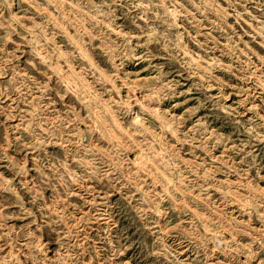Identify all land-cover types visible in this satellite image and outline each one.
<instances>
[{
    "label": "clouds",
    "instance_id": "1",
    "mask_svg": "<svg viewBox=\"0 0 264 264\" xmlns=\"http://www.w3.org/2000/svg\"><path fill=\"white\" fill-rule=\"evenodd\" d=\"M16 2L0 0V29L4 33L0 35V117L6 118L0 120V129H3L0 132V167L11 170L13 179L19 178L18 187L28 194L30 207L25 206L24 199L17 200L20 217L29 221L17 228L8 223L10 217L5 214V205L0 203V264H113L124 247L119 238H104L109 246L103 250L105 258L102 250L96 248L94 242L89 244L82 233L89 218L81 222L79 212L75 211L78 207L96 205L102 192L113 190L122 194V210L134 224L150 232L153 229L163 232L151 247L141 241L151 256L167 259L172 255V248L166 243L169 236L195 249L198 259L194 264H215L209 244H215L218 251L227 249L231 253L234 250L239 255L244 254L246 247L250 251V246L239 245L235 240L226 243L221 239L225 230L232 235L249 234L228 213L217 220L219 213L208 198L207 190L214 186L225 204L232 203L234 186L217 182L214 172L205 175L206 169L201 165L189 166L178 155L184 151L182 145L189 137L180 131L179 118L171 121L174 127L170 128L169 122L162 119L166 113L158 111L164 100L178 94V82L167 80L169 73L164 71V65L151 62L160 57L166 63L171 62L173 68L179 64L185 71L194 70L190 59H185V53L190 51L184 43L185 36L205 52L214 54L219 40L211 33L203 43L196 39L201 34V25L195 21L190 8L215 15L224 27H230L227 24L229 16L241 27L243 24L251 27L255 22L253 39L257 34L264 36V0H224L227 7H220V0H19L31 27L13 15L12 7ZM24 4L28 7L24 8ZM5 11L20 31L4 19ZM120 19L126 27L139 29L148 37V43L133 46L132 33L125 35L124 28L117 23ZM138 21H144V25ZM177 21L191 24L195 35L187 29L181 32V24ZM117 30L119 35L113 38ZM221 35H224L222 31ZM13 36L20 37V41L9 52L8 44H17ZM231 36H239L235 27L226 37L228 44L220 50L222 56L230 57L232 62L224 66L217 59L213 64L225 67L232 75L242 74L238 79L253 85L251 89L236 86L243 97L237 107L248 104L252 96L251 111L256 119L247 124L239 119L230 122L238 133L246 136L236 146L235 153L244 155L241 162L247 163L249 170L257 168L259 172L255 157L247 162L250 153H245L244 148L253 146L254 150V142L264 141V116L257 111L261 106L254 103L260 94L256 89L264 90V56L258 57L259 65L250 56L246 61L239 59L246 53L241 52L240 41ZM148 44L156 47L149 48ZM22 47L27 51L21 52ZM137 47L145 49L143 55L137 53ZM61 49L63 57H60ZM17 52L28 57L25 67L13 63L18 59ZM94 56L101 58L102 71L94 63ZM137 59L149 61L156 75L144 79L138 73L129 72L126 62ZM237 64L238 67H234ZM204 79L208 83L201 82L200 89H205L217 78L205 76ZM215 86L221 88L220 95L209 99L216 110L229 118L239 116L236 109L221 103L227 99L224 82L217 79ZM13 97L15 108L12 105L3 107L4 99ZM14 120H18V124L8 123ZM169 131L178 141L175 147ZM196 131L200 133L203 146L208 126L201 123ZM228 140L224 137L222 143ZM10 150L22 156L18 158ZM223 170L227 173V165ZM30 172L35 175L30 176ZM228 174L236 173L233 169ZM158 188L161 189L159 193ZM0 190L19 195L2 173ZM46 191L51 192L50 197H45ZM75 192L83 193L82 204L71 202ZM240 199L249 213L256 207L264 208V192L249 191L247 196L240 194ZM257 215L264 223V212ZM99 216L100 213L95 212L93 218ZM209 216L213 218L211 222L207 219ZM156 217L167 220L169 228L173 217L180 223L175 231H166L159 227L160 220ZM206 223L215 224L216 230L205 228ZM43 232L56 238L58 249L54 256H49L47 248L40 243ZM253 243L264 245V228L259 230ZM233 244H237L235 249ZM157 247L160 251L154 250ZM252 258L264 264L258 257ZM231 261L239 264L237 256H231ZM121 264H127V257Z\"/></svg>",
    "mask_w": 264,
    "mask_h": 264
},
{
    "label": "rangeland",
    "instance_id": "2",
    "mask_svg": "<svg viewBox=\"0 0 264 264\" xmlns=\"http://www.w3.org/2000/svg\"><path fill=\"white\" fill-rule=\"evenodd\" d=\"M24 8H27L28 5L24 4ZM220 7H227L224 0H220ZM189 11L194 15L195 21L201 25V34L196 37L201 43L205 42V37L211 33V36L219 40V47L213 53H207L197 44L193 43L190 38L185 36L184 43L187 45V51L185 53V59H190L191 65H194L195 68L191 72L185 71L180 68L179 64L173 68L171 67V62L166 63L164 59L157 57L151 63L153 65H164V71L169 73L167 80H174L178 82L176 92L178 93L175 97H170L164 100L161 105L158 106V111L166 113L162 119L169 122V127H174L171 124L172 120L179 118L180 131L185 133L189 137L188 142L182 147L184 151L178 153L182 157L183 161L191 166L193 163L199 164L202 168L206 169L205 175L215 173V180L219 183H230L234 187L231 189L233 192L234 199L232 203L225 204L221 198V194L214 190V186L207 190L208 198L212 201V207L216 209L219 213V217H222L224 213H228L232 220L236 221L238 224L246 228L249 232L247 235H232L225 230L221 236L223 241H237L239 245L250 246V251L246 247L244 249V254L239 255L236 251H229L225 249L224 251H218L215 244H209L211 249L210 256L215 264H230L231 256H237L239 264H258L257 260L253 259V256L259 258L260 262H264V245L258 246L257 243H253V240L259 234V230L264 228V223L258 218V213L264 212V208H253L252 212L249 213L245 209L247 206L241 205L240 194L247 196L248 192L251 191L256 193L258 191L264 192V141L254 142L253 146H247L244 148L245 153H250L247 156V162H251L253 157H255L256 164L259 167V172L257 168H252L249 170L247 163H242L245 159L243 154L237 155L235 153V148L241 141L246 139V136L241 135L235 130V127L230 122L233 119H239L242 123L247 124L248 121L256 119L255 114L251 111L253 106V98L249 96V103L241 107H237L238 104L242 101L243 97L240 95L239 91L236 90V86L247 87L251 89L252 84H245L243 79L238 77L242 74L237 73L232 75L231 73L225 70V67L216 65L214 66L213 61L220 59L224 66H227L231 63V58L228 56H222L221 50L224 49V46L228 44L227 36L231 35L232 28L235 27L239 36H231L233 40L240 41L239 48L241 49L242 54L239 56L241 60H247L249 56L253 61L259 65V56H264V36L256 35L255 39L252 36V29L255 28V22H252V26L249 27L248 24H243V27L236 24L234 17L229 16L227 24L230 27H224L220 24L215 15L206 13V12H196L194 9H189ZM12 13L17 20L23 24H27L31 27V21L25 18L24 13L21 11V5L19 0L13 5ZM255 15V11L253 12ZM120 15V13H118ZM134 15V13H133ZM4 19L10 23H13V28L16 31H20V28L16 27L15 22L12 18L9 17L8 12L3 13ZM204 16H207V19H204ZM248 17H245V20H248ZM117 23L124 28L125 35L128 32L132 33L131 44L144 45L148 43V37L145 36L139 29H134V26L126 27L123 19L117 21ZM138 23L143 26L144 21H138ZM181 24L180 31L184 32L187 29L189 32H192L195 35V31L192 28V25L184 21H177ZM243 23V22H242ZM221 31L224 35H221ZM3 30L0 29V35H3ZM119 35V30L113 32V38H117ZM13 40L17 44L9 43L7 50L11 52L17 45H19L20 37L13 36ZM59 39V38H58ZM97 44L99 41L96 42ZM209 46H212V42L209 41ZM149 48H155L153 44H148ZM145 49L142 47H137V53L143 55ZM27 49L21 48V52H25ZM226 51V49H225ZM21 52H17L18 59L13 61L15 64H19L20 67H25L27 65L28 57L21 56ZM99 52V48H97ZM193 53L195 55H193ZM64 56V50L61 49L60 57ZM94 63L97 64L101 71L104 69V64L99 56L93 57ZM63 63V60H60V64ZM127 69L129 72L135 74L138 73L140 77L147 79L150 76H155L156 72L152 67L149 66V61L147 60H132L128 61ZM57 64V67L60 66ZM234 67H238V64ZM179 70V71H177ZM100 74V73H98ZM207 77H215L219 81L224 82L223 91L227 97L226 100L221 101L229 108H234L240 113L239 116H234L229 118L224 113H219L214 107V102L209 99V97H216L220 95L221 88L216 87L217 79L211 80V83L205 89H200L198 85L201 82L208 83L205 80ZM231 85V86H228ZM257 93H260L255 97L254 103L260 105L257 109L260 116H264V90L256 89ZM179 93H184V95H179ZM14 97L12 99H4L3 107H8L12 105L15 108ZM203 105V106H201ZM25 107V105H21ZM192 110L191 112L189 110ZM6 119L5 117H0V120ZM18 120L9 121L11 125L18 124ZM139 122V121H138ZM160 121L158 120L157 123ZM201 123H205L208 126V136L203 141V146H201V136L200 133L196 131L198 126ZM3 129H0L2 132ZM219 133V136L216 133ZM168 135L172 137L173 146L175 147L178 141L172 136V132L169 131ZM224 137H228L229 140L227 143H222ZM161 140L164 139V136L160 137ZM193 138L195 141V147L193 148ZM12 155H17L18 158L22 154H17L10 150ZM31 157V153L29 154ZM130 159H135V157H129ZM227 165V173L223 170ZM29 166H31V159L29 160ZM235 170L236 174H228ZM0 173L3 174L5 180L11 181L12 186L16 187L18 196L12 195L11 192H5L0 190V203L5 205V214L10 217L8 223L17 228H22L29 221L20 217L21 209L17 206L18 199L25 200V206L30 207L27 203L29 199L28 194L24 190L18 187V179H13V173L6 167H0ZM242 173V174H241ZM30 176L35 175V173L30 172ZM247 177V180L244 179ZM92 187V185H89ZM161 189H157L159 193ZM83 193L75 192L71 197V202L73 204H82L80 197ZM192 195H200L199 193H193ZM51 192L46 191L45 197H50ZM111 202V203H109ZM123 197L120 192L115 190L111 192L104 193L102 192L101 196L97 199L96 205H89L87 207L80 208L78 207L75 211L79 212V220L84 222L85 217H88V221L85 223V228H82V233L86 236V239L89 244L95 243L96 248L102 250V255L106 258V253L103 252L104 249L109 246L106 244L105 237L113 238L118 237L120 243L124 247L120 251V256L114 258L113 264H121V260L127 257V264H194V261L198 259L196 256V251L193 247H190L185 244H181L174 237L169 236L166 243L172 248V255L167 259L164 256L156 257L148 254L141 243L143 241L149 247L154 244V241L157 237L163 235V232L156 231L153 229L151 232L148 228L134 224L133 221L129 218V215L126 211L122 210ZM166 203V202H165ZM95 209V211H94ZM113 209L115 212L113 213ZM95 212H99L100 216L95 217ZM155 215V214H153ZM14 217V218H11ZM160 220V228L165 229L166 231H175L176 226L180 223V220L173 217L171 220V226L168 225V221L163 217H156ZM188 219V217H185ZM208 221H212V217H207ZM199 223V221H198ZM205 228H209L213 231L216 230V225L213 223H206ZM151 228V225H149ZM255 233V235H253ZM147 238L146 240L144 238ZM40 243L43 244L48 251L49 256H54L55 251L58 249L56 243V238L53 235H49L47 232H43L41 235ZM88 246L87 244L85 245ZM223 247V245L221 246ZM233 249L237 247V244H233ZM155 251H160V248L157 247ZM7 251V250H6ZM231 264H237L236 261H231Z\"/></svg>",
    "mask_w": 264,
    "mask_h": 264
}]
</instances>
